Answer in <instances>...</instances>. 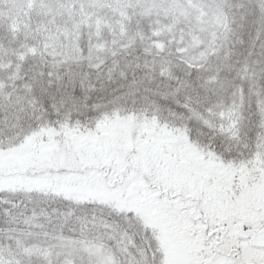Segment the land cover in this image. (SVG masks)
Instances as JSON below:
<instances>
[{"label":"snow or ice","instance_id":"6c2138e0","mask_svg":"<svg viewBox=\"0 0 264 264\" xmlns=\"http://www.w3.org/2000/svg\"><path fill=\"white\" fill-rule=\"evenodd\" d=\"M0 264H264V0H0Z\"/></svg>","mask_w":264,"mask_h":264}]
</instances>
